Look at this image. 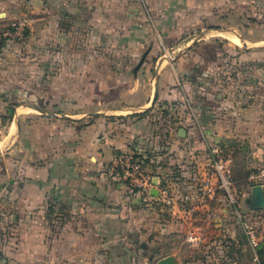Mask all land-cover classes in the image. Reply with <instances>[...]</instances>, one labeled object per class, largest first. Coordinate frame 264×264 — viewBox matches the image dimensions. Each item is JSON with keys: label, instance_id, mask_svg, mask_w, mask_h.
I'll return each mask as SVG.
<instances>
[{"label": "crops", "instance_id": "0c3cea01", "mask_svg": "<svg viewBox=\"0 0 264 264\" xmlns=\"http://www.w3.org/2000/svg\"><path fill=\"white\" fill-rule=\"evenodd\" d=\"M14 22L26 37L8 40L0 57V126L14 125L12 143L0 140V264H199L182 247H211L231 224L238 231L220 190L185 221L142 203L104 174L119 152L140 151L163 184L191 188L219 142L241 213L253 215L248 175L264 165V0H0V30ZM222 39L255 62L251 95L222 88ZM112 55L122 67L99 63ZM88 57L98 62L79 68ZM168 101L180 103L164 112L161 132L154 111ZM253 220L264 242V221Z\"/></svg>", "mask_w": 264, "mask_h": 264}, {"label": "built area", "instance_id": "2783aa9c", "mask_svg": "<svg viewBox=\"0 0 264 264\" xmlns=\"http://www.w3.org/2000/svg\"><path fill=\"white\" fill-rule=\"evenodd\" d=\"M15 37L19 39L26 37L24 23L14 22L0 30V57L5 43ZM208 153L209 163L205 170V176L197 179L191 188H188L186 183L178 186L163 184L151 170L149 157L140 151L117 153L104 169V174L113 182L128 185L130 190L140 197L142 203L166 208L173 219L177 221H185L187 218L193 217L202 206L208 203V200L215 197L217 190H220L225 201H228L231 206L237 207V215L249 237L257 260L259 238L253 217L264 221V208L252 210L253 215L242 214L238 209L241 192L233 176L231 154L226 152L219 142H211L208 146ZM248 183L250 187L264 186V165L249 173ZM153 190H156L157 193L154 194ZM188 239L199 241L200 236L193 233L188 235Z\"/></svg>", "mask_w": 264, "mask_h": 264}, {"label": "rangeland", "instance_id": "374dc122", "mask_svg": "<svg viewBox=\"0 0 264 264\" xmlns=\"http://www.w3.org/2000/svg\"><path fill=\"white\" fill-rule=\"evenodd\" d=\"M210 28H211V32L213 35L217 34L216 32H214L215 30H212V28H214L213 25H210V27L208 28L209 30L207 31H210ZM193 33L194 32L192 31L191 34L193 35ZM188 35L190 34H185L184 37H188ZM219 36H223V35H219ZM195 37H197V35ZM212 38H217V37H212ZM222 40L224 41H219V40L217 41L219 42L218 46H219L220 56L217 57L219 58L218 62L217 61L214 62L215 72L218 78L221 80L222 88L224 87L225 90H227V93H230V95L233 98L235 97V95H237L238 92H243V91H244V95H251L249 92L252 90V86L254 85L255 80L257 81L258 79L255 76V73L253 74V70L256 69L255 62H253V59H251V56H247L248 59L241 60V54L237 55V53H241L242 50L236 49L235 47L236 45H234L235 42L232 41L233 43H230V41H227L225 39H222ZM87 49L90 51L92 48L88 47ZM13 51H15V49H13ZM243 52L248 54V51L244 50ZM112 57H115V58H112V60L109 63L102 58L98 61L99 63H106V65L108 66H110L111 64V67L114 64L119 67H122L123 64L125 63L122 60V58H120L117 55L116 56L112 55ZM98 61L94 60L93 62L91 57H88V59L83 61L82 66H80L79 68L83 70H90L91 68L94 67L92 66V63L96 64ZM105 67L107 66H104L101 68H105ZM86 79L88 81L91 80L89 76L86 77ZM123 79L125 78L121 77L119 80H123ZM118 84L120 85V82ZM18 94H20V98H21L20 101H25V102L30 101L29 94L27 92L22 91ZM118 95H119V92H115V94L113 93L112 96H115L117 98ZM12 100L15 102H20L19 100H15L14 97ZM171 101L167 102L168 106L165 107L163 105H160L159 108L157 107L158 109L156 108L154 111L155 114L156 112L158 113L156 116H158L157 121H159V131L161 132L165 131L169 125V119L166 118L167 117L166 115L173 116V114H175L174 104L180 103V101L179 102H174V101L171 102ZM164 112L166 115L164 114ZM179 126H181V124L175 125L174 128L171 129V131L177 134V127ZM13 128H14V125L9 129L5 128L3 124L0 126V140H3L4 142L3 145L12 143L10 139H11L12 132H14ZM20 152H23V151L21 150ZM10 160L11 159H9V162ZM239 203L240 205L238 206V209H240L241 211L242 210L241 200L239 201ZM226 204L228 205V207L230 208L232 212L231 213L233 216L232 222L236 224L235 227L238 228V231L230 233L229 231L231 229V226H233V224H231L230 229L227 230L226 233L222 232L220 235H216L218 241L212 244L211 247L209 245H207V247L205 248L201 245L199 246L197 245V247H191L190 245V246L182 247V249L180 250V253H183L184 255L187 254V259L189 262H191V253L192 254L194 253L192 257L193 262L194 263L198 262L199 264H203V263L204 264H263L261 258L259 257V254H258V259L257 260L255 259V251L253 250V247L251 246L249 242V237L240 221V218L237 215V212H236L237 207L231 206L228 201H226ZM257 235H258V232H257ZM262 242L263 241H261L260 239L259 246ZM137 264H140V263H137Z\"/></svg>", "mask_w": 264, "mask_h": 264}, {"label": "water", "instance_id": "95a60500", "mask_svg": "<svg viewBox=\"0 0 264 264\" xmlns=\"http://www.w3.org/2000/svg\"><path fill=\"white\" fill-rule=\"evenodd\" d=\"M252 208L255 210L264 208V186H261V185L253 186L252 188ZM155 264H177V262L173 256H165L159 259L158 261H156Z\"/></svg>", "mask_w": 264, "mask_h": 264}, {"label": "trees", "instance_id": "16d2710c", "mask_svg": "<svg viewBox=\"0 0 264 264\" xmlns=\"http://www.w3.org/2000/svg\"><path fill=\"white\" fill-rule=\"evenodd\" d=\"M11 117V116H10ZM258 254L264 264V242H262L258 248Z\"/></svg>", "mask_w": 264, "mask_h": 264}]
</instances>
